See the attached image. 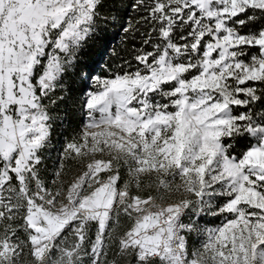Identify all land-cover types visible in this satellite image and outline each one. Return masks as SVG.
<instances>
[{
    "label": "snow or ice",
    "instance_id": "1",
    "mask_svg": "<svg viewBox=\"0 0 264 264\" xmlns=\"http://www.w3.org/2000/svg\"><path fill=\"white\" fill-rule=\"evenodd\" d=\"M104 5L0 0V264H264V0H120L130 58L48 171Z\"/></svg>",
    "mask_w": 264,
    "mask_h": 264
},
{
    "label": "trees",
    "instance_id": "2",
    "mask_svg": "<svg viewBox=\"0 0 264 264\" xmlns=\"http://www.w3.org/2000/svg\"><path fill=\"white\" fill-rule=\"evenodd\" d=\"M114 0H105L102 15L108 16L106 21H98L99 27L96 33L87 41L79 52L75 65L67 70L62 78L66 92L59 89L54 97L64 96L62 101L50 106V112L55 117L52 129V147L47 149L45 155L49 157L45 161L48 171L55 167V161L64 143L80 129L84 122L80 110V98L88 90L90 79L94 75H104L105 67H115L122 62V58H130L127 49L129 44L125 42L123 25L127 14L119 7L120 0H115L116 8H112ZM116 16L115 20L110 17ZM85 75L88 79H85ZM246 140L240 142L243 148ZM78 165L73 166L70 173H75ZM69 173V174H70Z\"/></svg>",
    "mask_w": 264,
    "mask_h": 264
},
{
    "label": "rangeland",
    "instance_id": "3",
    "mask_svg": "<svg viewBox=\"0 0 264 264\" xmlns=\"http://www.w3.org/2000/svg\"><path fill=\"white\" fill-rule=\"evenodd\" d=\"M94 76H97V75H94ZM90 84H91V79H90ZM75 173H70L68 177H65V179H69ZM218 222H219L218 220L210 216H207L203 220H201V223H209V226H212L214 223H218Z\"/></svg>",
    "mask_w": 264,
    "mask_h": 264
}]
</instances>
